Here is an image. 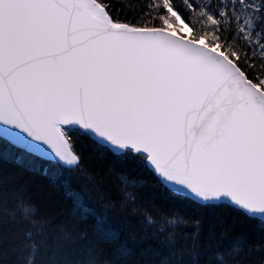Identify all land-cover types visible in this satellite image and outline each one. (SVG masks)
<instances>
[{
  "label": "snow or ice",
  "instance_id": "obj_1",
  "mask_svg": "<svg viewBox=\"0 0 264 264\" xmlns=\"http://www.w3.org/2000/svg\"><path fill=\"white\" fill-rule=\"evenodd\" d=\"M0 137L57 173L82 168L73 146L88 141L120 180V210L160 246L152 264H246L264 243L205 214L264 225V0H0ZM149 184L159 204L142 198ZM116 210L78 204L55 222L17 190L0 250L14 264H139Z\"/></svg>",
  "mask_w": 264,
  "mask_h": 264
},
{
  "label": "trees",
  "instance_id": "obj_2",
  "mask_svg": "<svg viewBox=\"0 0 264 264\" xmlns=\"http://www.w3.org/2000/svg\"><path fill=\"white\" fill-rule=\"evenodd\" d=\"M73 147L83 157L82 168L72 173H57L49 167V162L38 157L27 160L23 150L12 148L0 137V181L5 180L6 176L11 177L0 183V217L5 206L11 207L13 194L17 190L22 191L38 215L52 218L55 222L71 219L73 209L78 204L87 206L97 217L103 212L105 204H116V212L109 215L110 223L122 238L128 240L134 259L139 264H152L154 257L151 253L160 252V246L156 241L144 238L142 216L133 214L130 209L120 210L122 185L118 176L108 171L112 166L111 161L99 158L90 143L82 138H77ZM126 171L129 179H143L135 169L128 168ZM138 190L145 201L156 198V202L160 203L158 193L152 190L150 184ZM167 206H172L171 201L167 202ZM205 216L218 223L229 236L245 237L252 245L264 243V225L240 221L219 212H209ZM15 231L12 223L0 221V234H7L11 238ZM204 258H207V254ZM16 259L17 254L11 250L7 254L0 250V264H14ZM246 264H264V251H252L246 257Z\"/></svg>",
  "mask_w": 264,
  "mask_h": 264
}]
</instances>
